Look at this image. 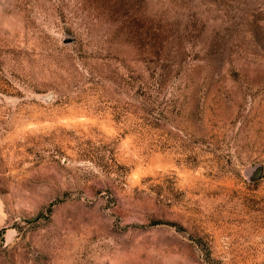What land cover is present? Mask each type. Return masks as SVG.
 Listing matches in <instances>:
<instances>
[{
    "label": "rangeland",
    "instance_id": "374dc122",
    "mask_svg": "<svg viewBox=\"0 0 264 264\" xmlns=\"http://www.w3.org/2000/svg\"><path fill=\"white\" fill-rule=\"evenodd\" d=\"M0 264H264V0H0Z\"/></svg>",
    "mask_w": 264,
    "mask_h": 264
},
{
    "label": "water",
    "instance_id": "95a60500",
    "mask_svg": "<svg viewBox=\"0 0 264 264\" xmlns=\"http://www.w3.org/2000/svg\"><path fill=\"white\" fill-rule=\"evenodd\" d=\"M42 99L44 101H49L52 98V93L51 92H47L46 94H43ZM262 166L261 165H257L254 170L251 172V174L248 176V179L250 181L256 180L258 178H260L261 174H262Z\"/></svg>",
    "mask_w": 264,
    "mask_h": 264
}]
</instances>
